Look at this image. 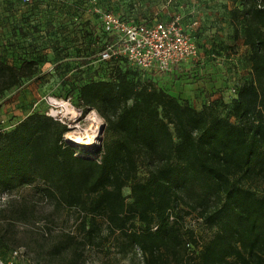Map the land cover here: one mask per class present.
<instances>
[{
	"label": "trees",
	"instance_id": "16d2710c",
	"mask_svg": "<svg viewBox=\"0 0 264 264\" xmlns=\"http://www.w3.org/2000/svg\"><path fill=\"white\" fill-rule=\"evenodd\" d=\"M103 11L145 23L178 14L135 20ZM228 22L235 36L241 28L250 72L232 88L224 116L209 94L196 107L158 86L155 72L122 57L97 61L108 39L98 14L87 49L95 61L113 64L108 78L83 82L76 92L81 112L95 110L105 122L98 157L76 154L64 141L66 124L47 110L0 129V190L39 184L54 209L78 210V234L62 232L53 255L113 238L117 252H138L141 264H264V0H238ZM189 32L198 56L179 66L205 58ZM37 70L34 58H0V96ZM192 211L214 227L206 240L185 221ZM7 213L9 221L28 210L21 202ZM9 253L0 250L3 258Z\"/></svg>",
	"mask_w": 264,
	"mask_h": 264
},
{
	"label": "rangeland",
	"instance_id": "374dc122",
	"mask_svg": "<svg viewBox=\"0 0 264 264\" xmlns=\"http://www.w3.org/2000/svg\"><path fill=\"white\" fill-rule=\"evenodd\" d=\"M237 4L238 0H0V58L15 64L34 58L38 64L34 76L0 96V129L11 128L34 110H47L66 124L63 138L76 154L98 157L105 122L95 110L81 112L76 92L79 84L106 79L110 73L113 63L95 61L85 42L86 33L104 9L135 20L182 15L205 58L158 76L157 85L173 95L189 96L196 107L209 94L222 102L215 105L217 113L226 115L235 93L232 88L250 72L246 60L249 48L242 43L241 28L235 36L228 22L229 9ZM193 21L195 25H191ZM88 141L94 144H81ZM39 186H17L5 193L0 190L2 252L21 249L25 264H141L138 252L125 257L117 252L113 238L53 255L52 246L63 237L62 232L78 234V210L54 209L51 201L40 195ZM123 193H129L128 186ZM21 202L28 215L4 220L7 209L13 210ZM197 215L192 211L185 221L194 224L203 241L214 227L199 222Z\"/></svg>",
	"mask_w": 264,
	"mask_h": 264
},
{
	"label": "built area",
	"instance_id": "2783aa9c",
	"mask_svg": "<svg viewBox=\"0 0 264 264\" xmlns=\"http://www.w3.org/2000/svg\"><path fill=\"white\" fill-rule=\"evenodd\" d=\"M99 20L108 39L97 53V61L122 57L132 66L163 75L198 56L196 43L179 14L145 23L101 11ZM0 264H25L22 250L13 248L6 258L0 255Z\"/></svg>",
	"mask_w": 264,
	"mask_h": 264
},
{
	"label": "bare ground",
	"instance_id": "6f19581e",
	"mask_svg": "<svg viewBox=\"0 0 264 264\" xmlns=\"http://www.w3.org/2000/svg\"><path fill=\"white\" fill-rule=\"evenodd\" d=\"M72 141H74V142H76V140H72ZM81 144H84V145H89V144H94L93 142H91V141H88V142H83V143H81Z\"/></svg>",
	"mask_w": 264,
	"mask_h": 264
},
{
	"label": "crops",
	"instance_id": "0c3cea01",
	"mask_svg": "<svg viewBox=\"0 0 264 264\" xmlns=\"http://www.w3.org/2000/svg\"><path fill=\"white\" fill-rule=\"evenodd\" d=\"M181 96V95H180ZM186 98H189V96L188 97H186Z\"/></svg>",
	"mask_w": 264,
	"mask_h": 264
}]
</instances>
